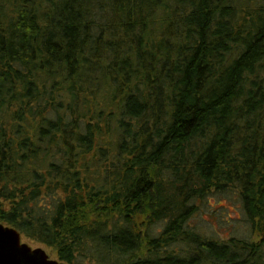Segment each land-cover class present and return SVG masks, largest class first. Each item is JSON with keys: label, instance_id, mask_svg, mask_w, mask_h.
<instances>
[{"label": "trees", "instance_id": "16d2710c", "mask_svg": "<svg viewBox=\"0 0 264 264\" xmlns=\"http://www.w3.org/2000/svg\"><path fill=\"white\" fill-rule=\"evenodd\" d=\"M231 188L249 237L186 223ZM0 222L66 264H264V0H0Z\"/></svg>", "mask_w": 264, "mask_h": 264}, {"label": "rangeland", "instance_id": "374dc122", "mask_svg": "<svg viewBox=\"0 0 264 264\" xmlns=\"http://www.w3.org/2000/svg\"><path fill=\"white\" fill-rule=\"evenodd\" d=\"M232 1L241 6H253L262 0ZM196 204V212L186 222L195 230L217 239H226L229 236H250L244 221L240 200L232 188L225 192L212 191L201 201H197ZM160 226V223L150 226L151 234L156 235ZM21 241L28 244L31 248L41 247L49 258L59 260L54 251L42 243L29 240L23 235H21ZM87 262V259L84 260V263L87 264Z\"/></svg>", "mask_w": 264, "mask_h": 264}, {"label": "water", "instance_id": "95a60500", "mask_svg": "<svg viewBox=\"0 0 264 264\" xmlns=\"http://www.w3.org/2000/svg\"><path fill=\"white\" fill-rule=\"evenodd\" d=\"M0 264H66L51 259L41 247L31 248L21 241L20 232L0 222Z\"/></svg>", "mask_w": 264, "mask_h": 264}]
</instances>
